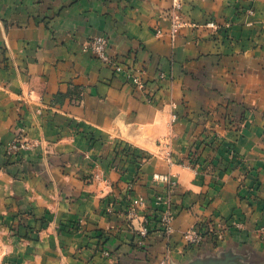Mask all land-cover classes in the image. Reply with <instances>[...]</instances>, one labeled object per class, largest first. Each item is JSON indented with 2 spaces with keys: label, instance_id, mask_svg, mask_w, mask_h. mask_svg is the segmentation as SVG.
<instances>
[{
  "label": "crops",
  "instance_id": "obj_1",
  "mask_svg": "<svg viewBox=\"0 0 264 264\" xmlns=\"http://www.w3.org/2000/svg\"><path fill=\"white\" fill-rule=\"evenodd\" d=\"M262 228L264 0H0V264H264Z\"/></svg>",
  "mask_w": 264,
  "mask_h": 264
},
{
  "label": "built area",
  "instance_id": "obj_2",
  "mask_svg": "<svg viewBox=\"0 0 264 264\" xmlns=\"http://www.w3.org/2000/svg\"><path fill=\"white\" fill-rule=\"evenodd\" d=\"M179 5L175 4L172 10V21H173V32L176 33L182 26L183 21L178 14ZM87 48L96 55V57L102 61L105 65L114 68L117 72H125L128 80L131 84L140 91H147V83L144 80L142 75V71L136 70L133 67L124 68L121 65L119 58L117 56H113L109 52V41L106 36L101 35L94 38H91L87 43ZM21 144L20 147H22ZM19 146L13 145L10 151H15ZM24 147V146H23ZM147 154H142V157L138 160V166H141L147 159ZM145 204V200L142 197H134L131 201V214L136 215L137 209ZM158 220V219H157ZM156 220V221H157ZM152 220H147L146 224H152ZM154 223V222H153ZM160 230L165 232V234H170L172 232V215L169 212L164 213L161 218L157 221L156 224ZM210 228L207 229V226L203 224H199L195 229L188 231L184 238L188 242L189 245L199 246L203 244L208 236H214L218 233L213 222L209 224ZM262 236L264 237V228L260 230ZM149 233V229L145 228L143 232V236ZM106 256H110V252L106 251L104 253Z\"/></svg>",
  "mask_w": 264,
  "mask_h": 264
},
{
  "label": "trees",
  "instance_id": "obj_3",
  "mask_svg": "<svg viewBox=\"0 0 264 264\" xmlns=\"http://www.w3.org/2000/svg\"><path fill=\"white\" fill-rule=\"evenodd\" d=\"M142 154H143V151L138 150L137 148L127 145V144L123 145V147H121L120 150H118V152L116 153L117 157L122 156L121 157L122 159H125L129 163H135V164L138 163V160L142 157ZM153 220L154 219H152V221ZM204 224L207 226V229L210 228L209 226L210 221H206V223Z\"/></svg>",
  "mask_w": 264,
  "mask_h": 264
},
{
  "label": "rangeland",
  "instance_id": "obj_4",
  "mask_svg": "<svg viewBox=\"0 0 264 264\" xmlns=\"http://www.w3.org/2000/svg\"><path fill=\"white\" fill-rule=\"evenodd\" d=\"M206 171H207V172H210V169H207Z\"/></svg>",
  "mask_w": 264,
  "mask_h": 264
}]
</instances>
